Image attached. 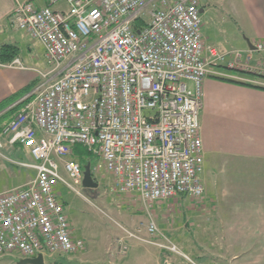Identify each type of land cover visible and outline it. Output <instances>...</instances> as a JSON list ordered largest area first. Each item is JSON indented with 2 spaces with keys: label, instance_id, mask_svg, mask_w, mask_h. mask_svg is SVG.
Returning <instances> with one entry per match:
<instances>
[{
  "label": "built area",
  "instance_id": "1",
  "mask_svg": "<svg viewBox=\"0 0 264 264\" xmlns=\"http://www.w3.org/2000/svg\"><path fill=\"white\" fill-rule=\"evenodd\" d=\"M201 3L50 0L41 9L32 1L16 5L11 26L41 43L53 77L43 75L45 82L13 105L21 107L0 132V150L20 143L33 160L20 164L36 172L26 184L0 192V256L85 251V240L72 236L56 189L62 183L80 194L84 179L76 146L94 159V176L110 174L109 190L116 195H134L148 206L205 198L204 79L231 77L264 86V80L227 76L218 69L226 65L264 77V40L254 41L246 54H226L204 44ZM254 54L259 59L253 64ZM10 66L21 64L16 59ZM147 233H160L153 218Z\"/></svg>",
  "mask_w": 264,
  "mask_h": 264
},
{
  "label": "crops",
  "instance_id": "2",
  "mask_svg": "<svg viewBox=\"0 0 264 264\" xmlns=\"http://www.w3.org/2000/svg\"><path fill=\"white\" fill-rule=\"evenodd\" d=\"M30 1L34 3L36 8L41 9L43 6L49 5L50 0H0V48L12 44L18 48L19 52L24 46L30 52L31 43L26 41L36 43L35 39H31L27 32L12 27L8 20L18 3ZM220 1L219 5L216 0H202L200 12L201 33L204 44L214 46L220 52L226 54L240 50L244 54L248 53L253 48L254 41L264 40V0ZM60 6L64 7L63 5ZM20 31L24 33L21 37L18 35ZM254 56L253 64L259 59V56L255 54ZM16 59L20 61L21 67L10 66V63ZM8 60V57L0 55V103L19 94L30 85L34 84L35 89L44 83L39 84V78L41 77L38 76V65L27 70L23 65V59H20L19 56L13 61ZM28 60L37 62V56H33ZM218 69L227 76L238 75L236 74L237 70L228 69L226 65H221ZM240 77L252 79V76L248 74L240 75ZM203 93L205 105L200 113L201 138L203 139L205 151L203 173L206 170L207 163L218 158L219 178L218 176L216 178L219 179L220 196L223 198L227 219L234 220L232 214L237 212L236 216L234 215L235 219L242 223L246 221L243 212L253 211L254 209L260 222L258 226H263L264 90L208 76L204 79ZM15 103L2 110L1 113L9 110ZM16 112L14 111L4 118L0 122L1 127L11 120L17 114ZM25 162H33V160L28 149L20 143L13 145V148L7 145L1 148L0 192L26 184L27 181L35 177L36 172L34 170L20 164ZM250 196H253V199H250ZM245 197L247 198L245 199ZM184 200L188 201L187 198L181 197V202ZM186 217L187 215L183 216V220ZM70 226L72 227V236L81 238L72 222H70ZM119 227L129 232L140 233L139 235L144 234L145 231L147 232V227L144 229L133 228L132 230L122 225ZM125 239H128V241L138 240L130 238L125 233L118 241L124 242ZM247 241L245 239L232 241V244L228 247L230 251V248H232V255L227 257L226 264H250L252 256L247 248H249L248 245L251 241L249 239ZM260 241L263 242L262 248L264 249V237H261ZM179 246L182 251H188L195 244H179ZM235 247L236 252H233ZM107 252L108 256L113 253L110 258H106L107 261L105 262L108 264L125 263L124 261L130 258L131 264H168L169 259L167 257L171 254L158 246L132 247L118 252ZM88 253L77 260L81 263L87 262ZM262 257V254H260V260ZM11 258H16L20 262L24 257L19 253L6 254L0 256V264H16ZM224 261L217 257L210 262L221 264ZM171 264L177 263L173 262Z\"/></svg>",
  "mask_w": 264,
  "mask_h": 264
},
{
  "label": "rangeland",
  "instance_id": "3",
  "mask_svg": "<svg viewBox=\"0 0 264 264\" xmlns=\"http://www.w3.org/2000/svg\"><path fill=\"white\" fill-rule=\"evenodd\" d=\"M216 1L220 5L221 1ZM144 18L148 19L149 16L146 14ZM18 35L21 37L24 33L20 31ZM26 42L31 43L30 52L24 46L18 54L19 58L23 59V65L27 70L38 65V76L41 77L39 84L45 82L46 78L43 77L45 74L49 76V79L52 78L53 67L47 63L41 43L36 40V43L29 40ZM33 56H37V62L28 60ZM218 161V158L211 160L210 163H207L205 172L202 173L205 198L201 202L191 199L181 202V198H177L148 206L134 195H116L109 190L113 178L108 173L95 175V179L99 183L96 188L83 187V183L78 186L80 194L69 190L62 183L57 185L56 189L64 200L69 221L77 229L79 237L87 239L85 240L86 249L83 252L75 253V255L46 256V264H49V261L64 259L72 264H108L105 262L106 258H110L113 253L108 256L107 251L118 252L132 247L156 246L171 253L168 257L164 255L169 259L168 264L173 262L177 264H214L210 261L217 257L225 260L221 264H226L227 257L232 255V248H230L231 251L228 248L232 241L243 239L251 241L247 248L252 256L250 264H264L263 242L260 241L261 237H264V224L258 226L260 222L254 209L243 212L246 221L242 223L235 219L237 212L232 214L234 220L227 219L223 198L220 196ZM60 174L71 182L62 166H60ZM250 199H253V196H250ZM186 215L187 217L183 220V216ZM149 218H153L158 223L160 232L158 235L151 236L144 230V234L137 233L140 239L136 241H128V239H125L124 242L118 241L125 234V231L119 226H125L130 230L133 228L144 229L148 225ZM191 243H194L195 246H191L188 251H182L179 246V244ZM161 245L176 246V249H164ZM87 252H89L87 262H79L77 259L83 257ZM233 252H236V247ZM260 254L263 256L261 260ZM11 259L19 264L18 259ZM205 260L209 261L205 262ZM124 262L115 264H131V258Z\"/></svg>",
  "mask_w": 264,
  "mask_h": 264
},
{
  "label": "trees",
  "instance_id": "4",
  "mask_svg": "<svg viewBox=\"0 0 264 264\" xmlns=\"http://www.w3.org/2000/svg\"><path fill=\"white\" fill-rule=\"evenodd\" d=\"M138 25V23H137ZM136 26V25H135ZM18 48L16 46H13L12 44H9V45H4L0 48V55L2 57H8L9 60L8 61H13L15 58H17L19 55H18ZM224 68V66H222ZM239 76L240 75H250L252 76V79L255 78V79H260V80H264V77L263 76H260L256 73H250V72H247V71H236ZM237 75V76H238ZM216 79H221V80H224V81H227V82H234V83H237V84H240V85H246V86H250V87H255V88H259V89H262L264 90V86H261V85H257L255 83H250V82H247L245 80H239V79H236V78H227V77H221V76H218V77H215ZM34 91V84L33 85H30L28 86L27 88H25L24 90H22V92H20L19 94H16L14 96H12L10 99H6L4 101H2L0 103V122L6 118L7 116H9L10 114H12V112H16L20 107L21 105H16V106H13L11 107L9 110H6L4 111L3 113L2 110L10 107L13 103H15L16 100H18L19 98H21L23 95L25 94H28L30 92ZM3 127V126H2ZM1 125H0V132H1V129H2ZM74 156H76L78 158V161L80 163V166L82 169H84L83 167L87 164L90 165L91 167V170H92V176L93 178L95 177L94 176V172H93V164L95 163L94 159L89 155V153L87 152V150L81 146H76L75 149H74ZM95 179V178H94ZM49 264H72L71 262L67 261V260H53V261H49Z\"/></svg>",
  "mask_w": 264,
  "mask_h": 264
},
{
  "label": "water",
  "instance_id": "5",
  "mask_svg": "<svg viewBox=\"0 0 264 264\" xmlns=\"http://www.w3.org/2000/svg\"><path fill=\"white\" fill-rule=\"evenodd\" d=\"M83 170V187L86 188H96L99 183L93 178L92 170L89 164L85 165ZM20 264H46L44 261L43 254L38 255L37 257L23 258L19 262Z\"/></svg>",
  "mask_w": 264,
  "mask_h": 264
},
{
  "label": "bare ground",
  "instance_id": "6",
  "mask_svg": "<svg viewBox=\"0 0 264 264\" xmlns=\"http://www.w3.org/2000/svg\"><path fill=\"white\" fill-rule=\"evenodd\" d=\"M158 235V234H157Z\"/></svg>",
  "mask_w": 264,
  "mask_h": 264
}]
</instances>
